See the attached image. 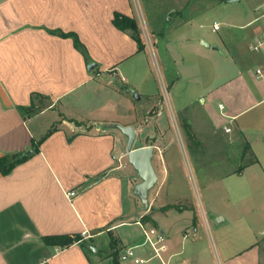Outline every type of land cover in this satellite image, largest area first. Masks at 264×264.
<instances>
[{
	"label": "crops",
	"instance_id": "1",
	"mask_svg": "<svg viewBox=\"0 0 264 264\" xmlns=\"http://www.w3.org/2000/svg\"><path fill=\"white\" fill-rule=\"evenodd\" d=\"M234 3L226 2V6ZM244 4L248 15L234 19L237 26L228 22L220 39L212 36L221 31V26L214 30L219 23L207 22L214 11L213 0H174L176 8L170 15H175L169 17H174V24L166 25L167 32L166 27L153 29L155 45L165 53L163 68L172 89L179 96H189L179 112L198 98L203 97L205 104L209 97L211 103L220 100L219 110L235 122L264 105V0H244ZM136 12L132 0H1L0 160L15 155L27 159L9 175L0 170V264H135L104 259L99 243L92 240L108 234L112 246H121L119 253L138 246L139 257L148 259L152 248L145 244L146 233L165 238L164 258L171 264H207L196 249L188 252L179 243L180 233H188L190 227L196 233L199 230L193 216L182 225L176 223L186 209L177 210L176 202L162 197L170 171L163 165L155 168L157 194H149L154 210L139 212L141 202L133 196L134 174L117 169V158L125 153L128 139L124 142L111 125L132 126L143 134L147 128L137 124V117H147V122L157 109L160 144L166 142L169 129L158 108V95L142 88L152 75L149 49H154L142 33ZM116 14L136 20L143 48L131 30L115 25ZM207 27L212 31L206 32ZM258 43L263 46L255 51ZM91 63L96 66L89 69ZM249 68H256L252 75L261 82L258 85L248 79ZM183 81L187 87L182 91ZM136 93L141 100L135 99ZM143 96L148 100L139 106ZM117 106L124 109L123 121L118 120ZM49 112L53 119L47 126L41 130L30 126L31 120ZM184 124H193L197 141L205 140L203 120L195 117L191 124ZM225 127L231 132L226 133ZM255 128L264 132V109ZM249 129L245 124L223 125L227 136L234 134L230 141H247L257 164L260 159L255 142L247 137ZM162 146L157 147L164 153ZM30 150L32 154L26 155ZM71 192L77 196L71 199ZM136 215L139 218L133 220ZM169 215L173 221H160V216ZM145 216L151 220L144 222ZM134 226L142 230L137 238L122 231ZM84 231L92 237L63 246L62 240L75 239ZM148 264L161 262L154 259ZM224 264H263L261 247L256 244L227 253Z\"/></svg>",
	"mask_w": 264,
	"mask_h": 264
},
{
	"label": "rangeland",
	"instance_id": "2",
	"mask_svg": "<svg viewBox=\"0 0 264 264\" xmlns=\"http://www.w3.org/2000/svg\"><path fill=\"white\" fill-rule=\"evenodd\" d=\"M173 1L132 0L133 7L137 9L136 19L142 26V33L148 45L154 49V51L151 47L149 49L152 75L142 88L145 92H154L158 95L157 100L161 102L158 108L163 111L162 118L165 126H169L166 142L160 144L158 139L162 133L158 131L157 109L148 116L147 122L144 121L147 117L139 115L137 124L145 125L147 130L143 134L139 131L140 137L134 148L155 146L153 160L155 168L160 170L163 165L170 171L162 197L168 203L176 202L175 209H186L184 215L179 214L176 223L182 225L185 218L187 220L191 216L194 222L197 221L199 230L197 233L194 227H190L188 233L185 231L187 236L185 232L180 233L179 236V243H182L188 252L196 249L203 255V260L207 264H224V256L227 253L242 252L258 244L261 247L264 264V132L255 128L256 119L264 109V105L245 112L235 122L219 110L220 100L211 103L209 97H205V104L202 102L203 97H197L198 99H193V104L185 112H179V105L189 102L186 101L189 96L185 93L179 96V92L172 89L170 79L163 68L165 53L155 45L156 35L153 32V29L158 28L161 31L166 25L171 27L176 21L174 17L169 20L170 16L175 15V13L170 15L176 8L173 6ZM228 1L213 0L214 11L210 13V20L208 19L207 22L212 24L217 21L220 24L221 31L212 34L216 39H220L227 32L228 22L231 21L230 24H233V27L237 26V21L234 19L243 17L245 13L248 15L244 0L226 6ZM168 27L166 32L169 30ZM205 31L212 30L207 27ZM248 70L247 76L251 84L261 83L254 74L252 75L256 68L253 69L254 71L250 68ZM170 71L171 74L175 72L173 66ZM180 87L183 91L187 87L186 81L181 82ZM131 89V87L128 88V90ZM147 100L148 97L143 96V101L138 105L141 106ZM208 106L211 107V114L207 111ZM123 110L122 106H117L116 114L121 117ZM195 117L206 124L203 126V134L206 138L200 142L194 138L196 133L191 129L193 127L191 123ZM52 119L53 114L49 112L38 119L31 120L29 124L35 130H41V127L47 126ZM118 120L123 121L124 117ZM183 120L191 125L184 124ZM224 124L230 126L245 124L250 128L247 137L255 142V153L260 159L259 163L254 164L256 156L247 147V141L241 138L230 141L229 137L233 138L234 134L227 136L223 131ZM116 131L125 142L126 137L121 135L118 129ZM258 134H261L262 141L259 140L260 136L257 137ZM257 140L261 145H257ZM158 145L165 147L164 153L159 151ZM122 169L130 175H135L127 156L123 160ZM157 187L158 185L152 190L153 196L157 194ZM154 207H158L157 201L154 202ZM170 207L172 206L168 208ZM136 218L135 216L133 220ZM149 219L151 220V216ZM160 221L170 223L173 220L169 215L160 216ZM122 231L128 232L132 238H137L138 235L141 236L142 230L134 226L124 228ZM92 241L96 245L97 242L99 243L97 245L100 250L99 255L104 259L111 257L112 260L122 263L120 254L126 249L119 253L121 246L119 244L117 247H114V244L112 246V236L106 234ZM93 252L90 254L95 255Z\"/></svg>",
	"mask_w": 264,
	"mask_h": 264
},
{
	"label": "water",
	"instance_id": "3",
	"mask_svg": "<svg viewBox=\"0 0 264 264\" xmlns=\"http://www.w3.org/2000/svg\"><path fill=\"white\" fill-rule=\"evenodd\" d=\"M237 1L238 0H229L228 2L234 3ZM95 66V64L91 63L89 69H92ZM134 97L136 100H141V97L137 93L134 94ZM111 126L118 129L128 139L126 155L130 165L135 171V175L132 177V182L134 183L133 196L136 199H139L143 205V207L139 209V212L153 211L154 208L149 202V194L159 182V177L153 164L155 147L145 146L134 148L139 134L137 129L132 126H122L120 124H113ZM32 152L33 151L30 150L26 155H31ZM136 217L139 218V215H136Z\"/></svg>",
	"mask_w": 264,
	"mask_h": 264
},
{
	"label": "built area",
	"instance_id": "4",
	"mask_svg": "<svg viewBox=\"0 0 264 264\" xmlns=\"http://www.w3.org/2000/svg\"><path fill=\"white\" fill-rule=\"evenodd\" d=\"M0 4H1V0H0ZM219 29H220V25L216 24L214 26V30L218 31ZM262 46H263V43H258V45L254 46L253 49L255 51H258ZM257 73L260 75L262 72H261V70H258ZM220 109H224L223 105H220ZM224 130L226 133L231 132V128H229V127H225ZM126 156H127L126 153H124L120 157L117 158V161H118L117 169L120 170L123 168V160L125 159ZM68 196L72 199V198H75L77 196V193L71 192L68 194ZM91 237H92V235H90L88 233V231H84L82 233V239L79 242H84L86 239H89ZM145 244L150 245V247L152 248V254L148 259H143V258L139 257V255L137 254V249L139 247L135 246V247L126 248V250H124L120 254V260L124 261V262L133 261L135 264H148L152 260L158 259V260H160L161 264H171L170 259L166 260L164 258V253L167 252L168 248H167V245L165 243V238L162 235H158V236H156V238H152L149 234L146 233Z\"/></svg>",
	"mask_w": 264,
	"mask_h": 264
},
{
	"label": "trees",
	"instance_id": "5",
	"mask_svg": "<svg viewBox=\"0 0 264 264\" xmlns=\"http://www.w3.org/2000/svg\"><path fill=\"white\" fill-rule=\"evenodd\" d=\"M115 25L120 28L121 30H131L133 38L139 43L140 48H143V43L140 37V29L138 27V24L136 20L131 19L127 16H123L121 14L115 15ZM80 46V45H79ZM248 147V146H247ZM27 159V156L24 155H15L13 157H4L0 160V170L3 173V175H9L13 168L21 163L24 162ZM144 222H148L149 217H143L142 219ZM52 238H47V241H49ZM54 239V238H53ZM82 239V236L75 237V239H64L61 242L63 243V246H70L74 244L75 242H79Z\"/></svg>",
	"mask_w": 264,
	"mask_h": 264
}]
</instances>
